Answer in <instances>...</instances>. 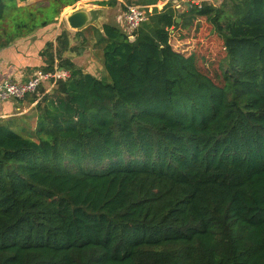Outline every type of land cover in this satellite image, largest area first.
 I'll return each instance as SVG.
<instances>
[{
    "label": "trees",
    "instance_id": "obj_1",
    "mask_svg": "<svg viewBox=\"0 0 264 264\" xmlns=\"http://www.w3.org/2000/svg\"><path fill=\"white\" fill-rule=\"evenodd\" d=\"M78 1L0 0V47ZM199 17L223 41V83L171 43ZM94 29L109 80L63 28L43 70L70 76L26 95L35 129L0 120V264H264V0L169 1L132 32Z\"/></svg>",
    "mask_w": 264,
    "mask_h": 264
},
{
    "label": "crops",
    "instance_id": "obj_2",
    "mask_svg": "<svg viewBox=\"0 0 264 264\" xmlns=\"http://www.w3.org/2000/svg\"><path fill=\"white\" fill-rule=\"evenodd\" d=\"M46 1L47 0H17L20 6ZM80 1L84 0H79L78 2ZM169 1H172L180 12H183L188 9L191 3L207 1L218 6L223 0H178L177 3L173 0H159L156 5L161 9ZM72 6H76V3L64 7L61 14L56 18V22L48 24L45 27H40L35 32L15 39L7 46L0 47V84L6 81L24 82L27 81L35 71L43 70L46 62L42 53L48 42H56L58 34L65 26L63 25L65 14L63 15L62 13L67 7ZM115 22L126 28L124 14L116 15ZM73 60L81 67L78 58L74 57ZM82 68L85 72H91V70L85 69L83 66ZM42 85L46 87L48 84L45 82ZM48 87L47 91L50 90V84ZM37 102L38 100L33 99V94L20 100L15 98L3 99L0 97V120L23 131L34 130L37 121Z\"/></svg>",
    "mask_w": 264,
    "mask_h": 264
},
{
    "label": "rangeland",
    "instance_id": "obj_3",
    "mask_svg": "<svg viewBox=\"0 0 264 264\" xmlns=\"http://www.w3.org/2000/svg\"><path fill=\"white\" fill-rule=\"evenodd\" d=\"M126 4L127 0H119ZM166 1V0H163ZM133 5V4H132ZM140 5V4H139ZM220 5V4H219ZM77 6L91 7L98 11V21L88 25L83 30H80L81 35L75 36L77 32L69 27L66 20V14L72 12L73 8ZM124 12L120 5L117 6H102L95 4L93 0H84L76 3V6L70 7L68 10L63 11L65 25L63 28H68L71 31V39L73 45L82 48L83 54L78 55L76 52L68 53L71 57L78 58L81 67L91 70V74L109 80L107 73L103 66V51L102 45L96 43V33L94 27L100 28L105 22H115L116 15H121ZM52 14L51 12H48ZM118 20V19H117ZM171 43L174 49L183 52L186 55L192 52H197L199 55V63L204 71L210 74L217 82L223 83L222 71L224 70L226 51L223 46L222 39L213 31L212 25L206 20L205 17L197 18L194 23L188 28H175L171 36ZM46 87L49 88V83ZM14 128V127H13ZM15 131L23 135H29L27 131L19 128H14ZM31 131V130H30Z\"/></svg>",
    "mask_w": 264,
    "mask_h": 264
},
{
    "label": "built area",
    "instance_id": "obj_4",
    "mask_svg": "<svg viewBox=\"0 0 264 264\" xmlns=\"http://www.w3.org/2000/svg\"><path fill=\"white\" fill-rule=\"evenodd\" d=\"M155 6L157 5H128V8L124 13L126 29L129 32L137 29L141 25V23L148 18V13L151 12ZM69 76L70 72L62 67H59L56 62L53 70H37L27 81H6L1 83L0 97L3 99H24L27 94L36 92L38 90V87L43 83L48 82L50 84L51 90L56 85L57 81L66 79Z\"/></svg>",
    "mask_w": 264,
    "mask_h": 264
},
{
    "label": "water",
    "instance_id": "obj_5",
    "mask_svg": "<svg viewBox=\"0 0 264 264\" xmlns=\"http://www.w3.org/2000/svg\"><path fill=\"white\" fill-rule=\"evenodd\" d=\"M173 1L176 3L178 2V0ZM98 19L99 17L97 9H92L91 7L77 6L73 8L72 12L66 15V20L69 24V27L76 31L83 30L88 25L96 23ZM177 21L180 22L181 18H178ZM133 39L134 37H131V40Z\"/></svg>",
    "mask_w": 264,
    "mask_h": 264
}]
</instances>
